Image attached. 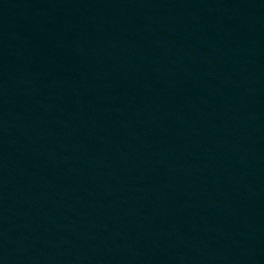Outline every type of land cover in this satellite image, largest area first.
I'll return each mask as SVG.
<instances>
[{"label":"water","instance_id":"obj_1","mask_svg":"<svg viewBox=\"0 0 264 264\" xmlns=\"http://www.w3.org/2000/svg\"><path fill=\"white\" fill-rule=\"evenodd\" d=\"M0 264H264V0H0Z\"/></svg>","mask_w":264,"mask_h":264}]
</instances>
